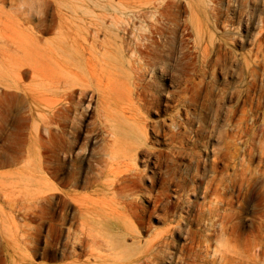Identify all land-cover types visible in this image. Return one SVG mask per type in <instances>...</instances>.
<instances>
[{
  "label": "bare ground",
  "instance_id": "bare-ground-1",
  "mask_svg": "<svg viewBox=\"0 0 264 264\" xmlns=\"http://www.w3.org/2000/svg\"><path fill=\"white\" fill-rule=\"evenodd\" d=\"M197 1L204 5L216 3L211 7V14L217 23L221 16L227 14L225 28L232 29L234 26L233 30H240L243 25L249 28L257 23L258 34L264 33V10L247 12L245 15L249 16L245 22L241 14L236 17L229 15L230 8L223 10V0ZM67 6L79 8L74 3ZM128 8L126 2L114 0L108 4L107 12L97 18L93 29L78 28L69 32L60 27L55 36L45 43L43 53L46 61L43 65L29 49L35 44L37 47L32 39L29 44L22 40L15 42L14 52H9L5 44H0V87H18L19 80L22 82L24 78L26 69L23 67L29 66L33 77L25 94H30V101L34 103L30 115L31 145L26 162L13 172L0 173V198L9 203L15 201L17 205L25 202L34 205L30 211L25 210L20 215L25 220L36 222V229H39L47 218L54 217L53 211L43 206L42 202H49V192L61 190L50 182L48 176L60 178L76 191L100 185L107 195L105 199L94 201L75 194L72 200L75 211L67 213L63 210L59 218L61 225L68 221L79 222V231H71V225L67 227V239L80 245L87 242L90 247L87 246V254L95 259L91 262L90 257L82 264H174L177 260L178 264H182L187 246L196 242L194 224L199 223L206 200L216 207L220 232L236 239L240 237L244 226L242 216L247 210L245 206L254 200L256 183L264 179V148L261 165L254 170L251 165L254 149L250 145L241 147L234 177L221 179L220 182L215 178L220 160L213 158L211 169H208L200 157H193L196 179L188 190L201 192L204 201L199 211L193 213L187 208V216L172 219L165 230L158 231L153 238L146 237V232L153 231L151 225L149 228L144 226L146 215L149 210L155 211L164 204L160 196L163 191L150 195L152 209L142 205L135 194L147 190L151 192L159 179L161 152L147 147L148 135L153 126L151 114L160 111L171 97L169 88L174 69L175 37L164 30H157L151 32V44L144 47L135 44L129 37L130 32L125 33L131 16ZM82 21L86 20L82 18ZM192 24L203 55L214 61V68L224 66L225 57L219 45L227 44L225 53L232 55L234 50L231 51L228 39L210 32L209 43L202 47L208 30L195 21ZM231 40L239 41L236 36H232ZM260 47L262 41L258 39ZM19 51H23V57ZM185 55L183 51L177 59L182 60ZM246 71L250 78L244 88L233 92L238 97L234 111H241L236 132L238 140L242 139L244 132L255 128L256 111L261 107L264 88L262 84L259 86L260 76L264 77V67L247 64ZM175 126L177 131L183 129L179 124ZM82 138L87 139L80 147L85 151L83 156L75 154V147L80 146ZM41 139L53 144L47 147ZM41 147L48 149H45V160L41 158ZM177 147V151L174 150L170 156L171 152L167 151L170 147L166 144L163 149L167 153L165 161H175L183 155L184 147ZM63 154L69 155L70 163ZM21 161L19 156L0 166L19 164ZM140 162L143 167H140ZM206 171L211 174L207 175ZM146 180L151 181L148 188L145 187ZM62 192L65 202H69L70 193ZM164 205L168 208V204ZM253 209L254 216L264 220L263 191H258V201ZM165 212L168 213V210ZM16 229L14 219L2 209L0 232L14 238ZM176 234L184 241L180 246ZM209 238L199 239V243ZM259 238L264 239V235L259 234ZM205 244L203 246L208 249L209 245ZM37 248L36 244L27 246L34 252ZM32 263L31 260L24 263L17 259L10 262Z\"/></svg>",
  "mask_w": 264,
  "mask_h": 264
},
{
  "label": "rangeland",
  "instance_id": "rangeland-1",
  "mask_svg": "<svg viewBox=\"0 0 264 264\" xmlns=\"http://www.w3.org/2000/svg\"><path fill=\"white\" fill-rule=\"evenodd\" d=\"M112 1L114 0H0V44H5L9 52H14L15 42L22 40L29 44L32 39L37 43V47L35 44L29 49L34 53L38 63L43 65L46 61L43 53L45 43L55 36L60 27L69 32L78 28L93 29L97 18L107 12L108 4ZM122 1L128 4L131 14L125 33L130 32L129 37L135 44L141 47L151 44V32L157 30H164L166 34L169 33V36L175 37L174 69L169 88L171 97L166 104L162 105L160 111L151 114L153 126L149 129L148 135L147 147L161 152L159 179L151 192L147 190L135 194L142 205L152 209V203L149 202L150 195L163 191L160 196L164 204H168V208L163 204L155 211L149 210L144 222L145 227L149 225L153 227V231L146 232V237L153 238L158 231L165 230L172 219L187 216V208L192 209L193 213L198 212L204 201L199 190L198 192L188 190L196 179L194 178L196 164L193 157H200L203 165L208 169H211L213 158L220 160L215 174L217 182H220L221 179L234 177L240 159L238 156L242 152L241 147L250 145L254 149L251 165L254 170L259 169L261 152L264 148V88L261 107L256 111L255 128L250 132H244L242 139L239 140L236 138V132L241 111H234V105L238 104V97L234 96L233 92L237 93L243 89L250 78L246 71L247 64L264 67V33L258 34L257 23L254 26L250 25L249 28L243 25L240 30L236 28L233 30L234 26L232 29L225 28L224 20L227 19V14L221 16L218 23L215 22L211 14V7L216 4L213 2L204 5L197 0ZM68 3L78 4L79 8H70L67 6ZM227 8H230L229 15L237 17L241 14L246 22L249 16L245 15L247 12L250 14L253 9L256 12L264 10V0H223L222 9ZM210 15H212L211 20H209ZM82 18L86 21L83 22ZM193 21L200 23L204 30H208L205 32L202 47L209 43L210 32H215L217 37L228 39L232 49L228 48L231 51L234 50L232 55L225 53L227 44L219 45L225 57L224 66L214 68V61L203 55L201 46L197 44V33L193 27ZM213 23L217 26L214 27ZM155 35L158 36V34ZM232 36H236L239 41L231 40ZM258 39L262 41L260 48H258ZM183 51L186 53L184 58L177 59ZM19 54L24 56L23 51H19ZM23 68L26 70L22 81L28 86L33 77L32 69L29 66ZM261 84L264 87L262 75L259 86ZM6 98L9 102L13 100L11 95H7ZM32 103L29 98L23 102L22 110L14 107L0 109V118L7 120L8 124H20L29 129L32 123L30 117L33 112ZM241 105L239 108L242 107ZM175 124L181 125L183 129L177 131L178 127ZM0 136L8 137L9 144L13 147L0 149V153L22 155L21 163L0 166V170L13 172L22 168L31 145L30 132L4 133ZM43 142H46L47 147L53 144L41 139L42 144ZM85 142L87 139L82 138L80 146L75 147V154L82 156L85 154V151L80 148ZM1 144L3 142H0ZM166 144H169L170 150L167 151L171 152L170 156L174 150L177 151L179 145L184 147L183 155L175 161H165L167 153L165 154L163 149ZM89 145L96 146L93 143ZM45 149L40 148L42 160L47 159ZM63 156L68 162L70 161L69 155L63 154ZM139 165L143 167L141 162ZM208 173L211 174L206 171L207 175ZM48 177L50 182L61 190L49 192L47 195L49 202H42L43 206L53 211L54 217L47 218L39 229H36L38 226L36 222L25 220L20 215L25 210L30 211L34 205L26 202L17 205L13 201L14 205L0 198V212L3 209L17 225L14 238L0 232L2 264H10L11 259L21 260L24 263L31 260L32 264H82L90 257L91 262H95L94 257L88 255L90 247L86 245L87 242L85 245H80L72 242L70 238L67 239V227L71 225V231H79V222L68 221L61 225L59 218L63 210L67 213L75 211L72 201L75 194L94 201L103 200L107 195L101 190L100 185L88 190L76 191L63 183L60 178ZM150 185L151 181L146 180L145 187L148 188ZM62 191L70 193L69 202H65ZM258 191L264 192L263 178L256 183V189L253 191L254 200L245 206L247 210L242 216L244 226L238 239L220 232L216 207L206 200L205 211L199 223L194 224V230L197 233L196 242L187 246L182 264H264V239L259 238V234L264 235V220L255 217L253 211L258 201ZM16 199L20 200V197ZM166 210L168 213L165 212ZM207 236L210 238L199 243V239H206ZM74 237L75 234L73 240ZM176 239L179 246L181 242H184L179 234H176ZM35 244L38 247L36 252L27 249V246L32 247ZM204 244L209 245L208 249L203 246ZM172 251L175 252V250ZM177 262L175 263L178 264Z\"/></svg>",
  "mask_w": 264,
  "mask_h": 264
},
{
  "label": "crops",
  "instance_id": "crops-1",
  "mask_svg": "<svg viewBox=\"0 0 264 264\" xmlns=\"http://www.w3.org/2000/svg\"><path fill=\"white\" fill-rule=\"evenodd\" d=\"M27 83L25 82H21L19 80L18 83V87H14V88H6V87H0V109H4L6 108H11L14 107L16 109L22 110L23 109V102L25 100H29L30 98V94H25V90H27ZM7 95H11L13 100L11 102H14V104H10L11 102H9L6 98ZM30 95V96H29ZM17 102V104H16ZM4 122V123H3ZM2 124V127H0V134H10V133H24V132H30V126L29 129H26L23 125L20 124H8L7 120H2L0 121V125ZM0 142H3V144L0 145V149H9V148H13L12 145H10V139L8 137H4V136H0ZM21 142V139H20ZM21 157L22 155L20 153L16 154H12V153H0V164L3 162H11L13 159L17 158V157ZM8 166V165H6ZM10 171H2L0 170V173H7Z\"/></svg>",
  "mask_w": 264,
  "mask_h": 264
}]
</instances>
